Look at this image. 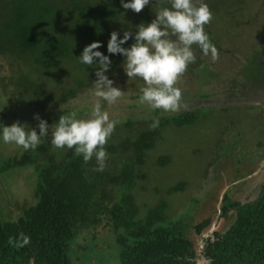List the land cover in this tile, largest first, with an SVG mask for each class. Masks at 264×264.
Returning <instances> with one entry per match:
<instances>
[{
    "label": "trees",
    "instance_id": "1",
    "mask_svg": "<svg viewBox=\"0 0 264 264\" xmlns=\"http://www.w3.org/2000/svg\"><path fill=\"white\" fill-rule=\"evenodd\" d=\"M204 2L212 12V19L204 30L216 48L221 46L218 21L228 23L230 29L250 25L253 21L254 16L246 20L250 0ZM169 6V0H150L137 13L124 9L120 0H0V123L10 125L19 121L36 127L38 121L34 114L38 113L54 127L60 114L73 110L78 117L86 118L97 98L85 102L82 100L85 94H81L91 92L96 79L95 68L80 64L76 56L94 40L101 41L99 50L110 56L112 63L106 74L114 86L124 91L119 98V108L124 112L119 116L102 102L110 118L119 121L105 145L108 155L103 171L93 170L94 158L84 162L72 149L52 146L50 138H43L34 150L27 151L0 141L1 148L8 147L0 164V181L5 172L11 171L12 176L15 173L24 176L25 172L34 177L35 187L30 204L22 200L17 203L0 182V264H73L70 252L83 230L91 234L92 241L89 246H82L83 249L97 248L99 254L91 251V255L103 264L107 261L198 264L200 238L204 239L202 252L207 264H264V185L254 200L246 202L225 191L218 208L219 196L228 183L223 174L214 191L207 188L201 197L193 195L191 200L195 206L189 205L191 208L184 214L172 216L165 197L153 205L145 201L144 208L135 198L133 189L137 181H144V186L150 187L146 163L152 158L151 153L158 155L153 159L157 166L172 163L168 153L153 152L165 139L164 130L169 125L178 128L199 122L208 114L202 107L211 105L214 111V105H218L227 109L243 103L247 93L243 87L230 93L234 90L232 85L223 88L215 85L219 77H226L228 72L214 71L215 65L208 64L210 56L203 55L197 47L194 50L197 60L188 65L177 87L186 91L189 73L197 69L203 72L196 80L201 85L199 101L192 105L183 100L180 110L173 113L153 110L139 102L140 88L133 89L127 82L121 67L123 56L107 53V41L113 30L119 35L124 30L134 33L137 24L154 18L155 10ZM132 42L130 38L124 46ZM247 54L245 59L254 57L257 61L240 69L239 75H247V95L258 94L264 102V78L260 80L263 74L258 73L264 68V45L255 46ZM216 61L219 64L222 60ZM5 65L10 71H3ZM212 86H216L217 93L209 92ZM233 86L237 85L233 83ZM241 91L245 96L239 93ZM127 92L133 96H128ZM193 92L190 90L184 95L193 97ZM220 94L222 98L217 99L216 95ZM245 102L250 107L261 106L252 96ZM157 116L159 126L150 128L152 119ZM261 158L264 159V153ZM257 166L251 169L254 171ZM239 175H234L233 179ZM185 184L186 180L179 179L167 191L151 190L170 195L184 190ZM217 215L224 220L220 224L223 228L218 219V227L204 237ZM99 227L108 234L103 248L94 243ZM22 235L30 237V242L17 246ZM10 237L12 243H9ZM82 257L88 264V256Z\"/></svg>",
    "mask_w": 264,
    "mask_h": 264
},
{
    "label": "rangeland",
    "instance_id": "2",
    "mask_svg": "<svg viewBox=\"0 0 264 264\" xmlns=\"http://www.w3.org/2000/svg\"><path fill=\"white\" fill-rule=\"evenodd\" d=\"M249 5L250 9L247 12L248 16L246 20H248L250 16L251 18L253 16L255 17H253V21L250 25L233 26L230 29L228 23L218 21L217 24L221 27V30L218 31V38L221 46H218L217 52L218 58L222 61L218 64V61L215 60V63L211 58H208V64L215 65L214 71H218L219 74H222L223 71L228 72L226 77H219V83L215 85H219L222 88L229 84L232 85L234 90L230 93H234L239 88L243 87V90L247 92L246 97H244V102L228 106L227 109H221L222 107L214 105V111L211 105H209L210 108L204 106L201 109L208 114L199 122L178 128L169 125L164 130L165 139L159 143V147L154 149L153 152L161 151L168 153L172 158V163L169 166H157L153 159L158 155L151 153L152 158L146 163L150 173L148 181L150 187L148 185V187H145L144 181H137L133 189L137 203H140L142 208H144L145 201L149 205H153L158 202V199L165 197L170 204V216L173 214H184L187 208H191L189 205L195 206L191 197L193 195L201 197L207 188L210 191H214V189L219 186L220 180L223 179V174H225L228 183L223 187L219 196L218 208L221 205L220 200L225 191H228L230 195L237 196L243 202L254 200L261 191V187L264 185V159L261 158L264 153V102L257 96L258 94L253 93L250 95L255 101L257 100L261 106L250 107L245 104L246 98L247 101L248 98H251V96L247 95L249 91L246 87L249 81L247 75H239V72L243 67H247L248 64L253 65L254 61H257L254 57L245 59L248 55L247 53H251V50L255 46H260V44L261 46L264 45V0H250ZM196 48L197 46L193 45V49L195 50ZM4 68L3 71L6 72L8 66L5 65ZM8 71H10V69ZM258 73L263 74L259 78L260 80L264 78V68L262 71L259 70ZM189 74L190 79L188 80V88H186V91L181 90L182 101L185 100L186 104L196 103L201 97L198 91L201 89V85L196 83V80L197 78L199 79L200 76H203V72L197 69L195 72L193 70ZM127 82L131 84L133 89L135 87L136 90L143 85V81L139 78L127 80ZM233 83L237 86H233ZM214 88H216V86H212L209 92L217 93V88ZM190 90L194 91L193 93L195 95L193 97H186L184 94L187 91L190 92ZM195 91H198V93ZM239 93L245 96V93L242 91ZM126 94L128 96H133L130 92ZM82 95H84L82 100L85 102L94 97L90 90L89 92L83 91L81 96ZM222 96L221 94L216 95V98L219 99L222 98ZM230 97L233 99L235 98L233 96ZM212 98L216 99L215 97ZM120 101L119 99L116 103L111 104L112 106L107 104L108 107L115 110L114 113L117 114L116 116L124 112L123 108H119V106H121L119 103ZM7 150V146L0 147V164ZM246 155H249V157L247 158ZM243 159H246L248 162ZM256 166L257 168L253 171L251 168L254 169ZM248 170L252 171L247 173ZM234 175L239 176L233 179ZM22 176L23 175L20 176L17 173L12 176L11 171L5 172L1 174L0 182L4 184V189L10 192L12 195L11 197L15 199L17 203L18 200H22V202L24 201L26 204H30L34 199L32 195L35 188L34 177L25 172L24 176ZM179 179L186 180V184L185 189L177 193L169 195L165 191L164 193H160L151 190L153 188H163V190L167 191L170 186H173L175 183L177 184ZM205 200L206 198L204 201ZM218 217L219 215L215 216L216 228L218 227ZM223 222L224 220H220L219 225ZM220 228H223L222 225H220ZM83 231L77 235L73 250L70 252L71 261L73 264H81V261L84 260L82 256H84V258L88 256L87 260L90 259L88 264H103L98 262L96 258H93L94 255H91L92 252V254L98 253L97 248L89 247L87 251L83 249L82 246H89L92 244L89 238L91 234H86ZM97 231L98 233L94 243L103 248L107 245L106 238L108 234L102 227H99ZM201 240L202 238L198 240V245ZM83 264H87V262L85 261ZM105 264H115V262L110 263L107 261ZM205 264H207V261Z\"/></svg>",
    "mask_w": 264,
    "mask_h": 264
},
{
    "label": "clouds",
    "instance_id": "3",
    "mask_svg": "<svg viewBox=\"0 0 264 264\" xmlns=\"http://www.w3.org/2000/svg\"><path fill=\"white\" fill-rule=\"evenodd\" d=\"M124 9L139 13L150 0H120ZM169 7L155 10L150 22H140L135 32L124 30L122 35L113 30L107 41V53L121 54V67L128 80L139 78L143 86L139 89V102L153 110L175 112L182 106V94L177 81L188 65L196 62L193 45L205 56L215 61L218 52L209 39L204 26L212 19V12L204 0H169ZM132 39L129 46L125 42ZM101 41L94 40L84 46L76 56L80 64L95 68L96 79L91 90L95 101L86 118L78 117L76 111L60 114L55 126L34 114L36 127L14 121L10 125L0 123V141L15 144L23 150L35 149L43 138L57 149H72L84 162L95 159L94 171H103L107 151L105 145L112 136L118 120L110 118L102 105L116 103L124 95L106 74L111 60L99 48ZM159 126V117H154L150 128ZM38 128V131H37ZM9 238V243H12ZM30 237L22 235V246Z\"/></svg>",
    "mask_w": 264,
    "mask_h": 264
},
{
    "label": "water",
    "instance_id": "4",
    "mask_svg": "<svg viewBox=\"0 0 264 264\" xmlns=\"http://www.w3.org/2000/svg\"><path fill=\"white\" fill-rule=\"evenodd\" d=\"M220 202H222V199L220 200ZM215 228H216V220H214L212 222L210 230L204 234V237L209 236L211 234V232L214 231ZM203 247H204V239L202 238V240L199 243L200 258L198 259V264H205V262H206L205 256H204V254L202 252L203 251Z\"/></svg>",
    "mask_w": 264,
    "mask_h": 264
}]
</instances>
